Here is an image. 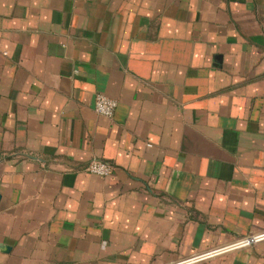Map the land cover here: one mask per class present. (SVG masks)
<instances>
[{
    "label": "crops",
    "instance_id": "crops-1",
    "mask_svg": "<svg viewBox=\"0 0 264 264\" xmlns=\"http://www.w3.org/2000/svg\"><path fill=\"white\" fill-rule=\"evenodd\" d=\"M0 195V264H173L264 232V0H0ZM196 264H264V241Z\"/></svg>",
    "mask_w": 264,
    "mask_h": 264
},
{
    "label": "built area",
    "instance_id": "built-area-1",
    "mask_svg": "<svg viewBox=\"0 0 264 264\" xmlns=\"http://www.w3.org/2000/svg\"><path fill=\"white\" fill-rule=\"evenodd\" d=\"M117 107H118L117 101L105 95H98L95 100L94 109L96 113L107 118H112L115 115ZM86 170L91 174L98 175L101 177H107L112 174L113 168L111 167V165L105 162L94 159L89 163ZM263 241H264V232L260 234L249 235L243 238H239L228 245L216 247L207 252L194 255L190 258L180 260L173 264H196L198 262H203L217 258L229 252L248 248L255 243H259Z\"/></svg>",
    "mask_w": 264,
    "mask_h": 264
},
{
    "label": "water",
    "instance_id": "water-1",
    "mask_svg": "<svg viewBox=\"0 0 264 264\" xmlns=\"http://www.w3.org/2000/svg\"><path fill=\"white\" fill-rule=\"evenodd\" d=\"M0 200H1V195H0ZM6 250H9V248H6Z\"/></svg>",
    "mask_w": 264,
    "mask_h": 264
}]
</instances>
